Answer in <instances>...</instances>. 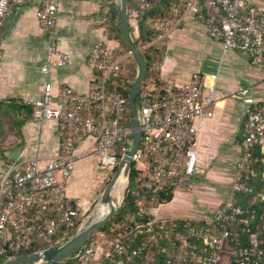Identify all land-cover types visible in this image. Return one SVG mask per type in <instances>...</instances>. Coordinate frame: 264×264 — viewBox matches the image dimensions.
Returning <instances> with one entry per match:
<instances>
[{
	"label": "built area",
	"instance_id": "obj_1",
	"mask_svg": "<svg viewBox=\"0 0 264 264\" xmlns=\"http://www.w3.org/2000/svg\"><path fill=\"white\" fill-rule=\"evenodd\" d=\"M61 1L43 0L37 11L39 25L48 40L47 63L41 69L44 76L50 74L54 63L66 67L70 62V54L59 50L55 35ZM24 2L0 0V27L10 16L11 4ZM133 3L129 22L135 40H139L141 12L150 10L153 4L151 0H133ZM190 17L204 22L209 36L221 43L224 56L239 52L254 67L262 68L264 90V8L250 0H176L167 16L153 21L154 38L141 48L142 51L154 48L157 54L148 70L149 78L142 85L138 112L142 140L133 156L136 190L132 195L144 196L139 202L138 215L148 219L147 228L152 234L140 248H134L132 240L126 242L121 236L111 239L100 234L96 239L92 237L67 264H135L144 250L151 254L153 249L165 255L166 264H220L225 253L232 264L262 261L264 253H256L260 244L258 236H250L248 243L242 239L255 220V211L245 212L237 206L236 195L253 192L249 182L257 177V166L264 164V102L258 103L248 87L216 98L217 74L195 73L183 86L163 77L172 34ZM109 41H116L112 16L107 20L103 39L88 58L92 85L86 93L65 87L58 89L55 98L48 81L40 99L24 100V105L33 110L32 121L38 131L47 121L58 123L60 153L44 165L39 155L4 165L0 174V264L56 237L67 240L71 234L83 231L92 218L82 217L81 209L68 196L76 163L94 156L102 171L113 174L130 147L129 96L114 88L116 81L127 74L123 64L132 56L110 47ZM207 89L209 93L205 95ZM226 99H240L246 108L241 160L228 199L210 217L198 221L195 227L185 226L186 233L174 235L175 248L163 247L160 233H154L160 223L156 213L163 205L156 197L168 188L174 192L180 181L195 176L199 161L198 122L213 118L212 108ZM87 139L91 140V147L81 154L75 153L76 147ZM39 145L37 141L35 148ZM141 192L153 196L148 198ZM257 199L263 205L264 216V194ZM246 213L249 218L245 217ZM163 225L160 230L164 229ZM164 234L168 237V232Z\"/></svg>",
	"mask_w": 264,
	"mask_h": 264
},
{
	"label": "crops",
	"instance_id": "obj_2",
	"mask_svg": "<svg viewBox=\"0 0 264 264\" xmlns=\"http://www.w3.org/2000/svg\"><path fill=\"white\" fill-rule=\"evenodd\" d=\"M250 1L264 8V0ZM42 2L25 0L23 4L12 3L10 16L0 27V103L14 101L24 104L26 99H40L48 81L53 86L55 98L59 88L86 93L92 85L88 58L97 42L104 37L107 20L112 16V2L61 1L55 35L59 50L70 54V62L66 67L54 63L48 76L41 74L48 56L47 36L37 19ZM117 4L120 6L119 0ZM107 44L122 49L117 41ZM195 73L218 75L215 89L218 99L240 87H248L258 103L264 102L262 68L254 67L248 57L239 52L224 56L221 43L209 36L204 22L198 17H190L172 34L162 75L183 86ZM208 83L212 84L210 80ZM208 93V89L204 91L205 95ZM212 111L213 118L198 122L199 161L195 176L180 181L172 201L163 204L156 213V219L164 225L206 219L228 199L241 160L246 108L240 99H226ZM37 141H40L39 148H35ZM90 147L91 140L87 139L76 147L75 153L81 154ZM10 152H7L10 162L39 155L43 159L42 164H46L60 153L58 123L47 121L38 131L34 122L29 120L22 127L13 152ZM10 162L0 164V174L4 172V165ZM111 175L100 169L94 156L76 163L68 196L75 200L82 217L96 216L97 204ZM220 264H232L227 253Z\"/></svg>",
	"mask_w": 264,
	"mask_h": 264
},
{
	"label": "trees",
	"instance_id": "obj_3",
	"mask_svg": "<svg viewBox=\"0 0 264 264\" xmlns=\"http://www.w3.org/2000/svg\"><path fill=\"white\" fill-rule=\"evenodd\" d=\"M112 3V19H113V29L116 33V41L121 45V53L127 54L129 53V49L121 35L120 32V6L117 4L118 0H110ZM176 0H151L153 6L148 11L141 12V21H140V39L136 40L139 48H142L139 45V42H142V46L144 44L150 43L154 36V31L152 28L153 21L157 19L164 18L168 15L170 6L175 3ZM134 6L133 0H129V9H132ZM144 58L148 65V70L151 65L156 60V50L154 48L143 50ZM131 59V60H130ZM127 60L123 65L124 74L116 81V87L114 90L121 95L128 97L130 91L133 87L137 76V66L132 58ZM149 71H147V75L145 77L146 81L149 78ZM33 118V110L31 107L24 105L23 103L10 102V103H0V143L5 142L9 137L8 135L12 134L17 138L21 137V129L26 122L31 121ZM132 124L131 114L128 116V125ZM9 128L12 132H6L5 128ZM14 133V134H13ZM3 144V143H2ZM1 145V144H0ZM7 152V151H6ZM2 152L0 158V164L8 163L11 160L7 157V153ZM13 152V149L11 150ZM10 152V153H11ZM121 155H119V159ZM6 160V161H5ZM10 160V161H9ZM116 170V169H115ZM114 170V172H115ZM257 177L250 180L249 184L253 188V192L250 194L238 193L236 195V204L240 206L245 212L255 211V220L250 224L246 234L242 236L243 241L248 243L249 237L252 235L258 236L260 240V244L257 254L260 252L264 253V216H263V205L258 202L257 196L260 194H264V164H259L257 166ZM113 172V174H114ZM136 178V169L135 165L132 167L131 175H130V184H129V193L125 198L124 204L122 208L118 211L117 215L113 218V220L104 227L100 232V234H105L107 237L111 239H116L118 237H122V239L126 242L132 240V246L134 248H140L144 243H146L152 233H149V229L147 228L148 219L146 217H139L138 208L139 202L142 200V196L135 197L132 195V191L136 190L135 184ZM145 194L146 197H152V194H146L145 192H141V195ZM173 188H168L165 193L158 195L156 198L161 204L169 203L173 199ZM246 218H249L250 215H245ZM134 220V221H133ZM197 222L186 221V222H173L169 224L163 225L162 223L157 224V228L154 233H160V244L163 247L167 248H175L173 243L175 242L174 235L177 233H186L187 229L185 226L195 227ZM163 225L164 229L160 230L159 227ZM120 227V228H119ZM127 229V230H126ZM164 232H168V237L165 236ZM75 233L71 234V237ZM70 237V238H71ZM63 238L61 236L54 238L50 242L33 247L32 249L24 252L21 255L33 254L54 246L56 244L61 243ZM256 254V256H258ZM255 257V254H254ZM262 261H259L258 264H264V255L261 256ZM66 262L65 264H67ZM166 264L167 258L164 254L158 253L157 249H153L151 254H148L147 251H143L141 258L137 259L135 264ZM233 264H236L233 262Z\"/></svg>",
	"mask_w": 264,
	"mask_h": 264
},
{
	"label": "water",
	"instance_id": "obj_4",
	"mask_svg": "<svg viewBox=\"0 0 264 264\" xmlns=\"http://www.w3.org/2000/svg\"><path fill=\"white\" fill-rule=\"evenodd\" d=\"M120 1V32L137 66V76L130 91L128 101L132 117V140L128 151L121 158L111 180L107 184L96 207V216L83 229L70 239L64 240L59 244L27 255H20L13 259L6 260L2 264H61L69 261L77 255L90 241V239L104 227H106L118 211L122 208L125 198L128 195L130 175L133 167V156L139 149L142 140L138 112L142 85L148 71V65L144 58L141 48L136 43L135 37L131 32L129 22V0ZM121 176L126 177L127 185L123 192V197L114 198V190Z\"/></svg>",
	"mask_w": 264,
	"mask_h": 264
},
{
	"label": "rangeland",
	"instance_id": "obj_5",
	"mask_svg": "<svg viewBox=\"0 0 264 264\" xmlns=\"http://www.w3.org/2000/svg\"><path fill=\"white\" fill-rule=\"evenodd\" d=\"M139 45L142 47V42L140 41L139 42ZM132 58V57H131ZM131 60V59H130ZM147 81V80H146ZM144 83H146V82H144ZM142 105L144 104L143 102L141 103ZM10 128V127H9ZM9 128H5L6 129V132H8V133H10V132H12ZM14 134V133H13ZM15 135V134H14ZM14 135H12V134H10V135H8V139L5 141V142H2V143H0L1 145H0V158H1V153L2 152H10L12 149H14V147L16 146V142H17V137H15ZM1 140H3V139H0V141ZM116 149H119V147L117 146L116 147ZM6 152V153H7ZM6 161V160H5ZM113 175V174H112ZM112 175L110 176V177H108V179L106 180V185L109 183V181L111 180V177H112ZM114 197H115V199H118L119 197L121 198V195H119V194H114ZM122 197H123V195H122ZM98 236H100V233H96L94 236H93V239H96ZM66 262H64V263H61V264H65Z\"/></svg>",
	"mask_w": 264,
	"mask_h": 264
},
{
	"label": "bare ground",
	"instance_id": "obj_6",
	"mask_svg": "<svg viewBox=\"0 0 264 264\" xmlns=\"http://www.w3.org/2000/svg\"><path fill=\"white\" fill-rule=\"evenodd\" d=\"M127 185V179L126 177L124 176H121L117 182V185L115 187V190H114V194H119L122 196L124 190H125V187Z\"/></svg>",
	"mask_w": 264,
	"mask_h": 264
}]
</instances>
